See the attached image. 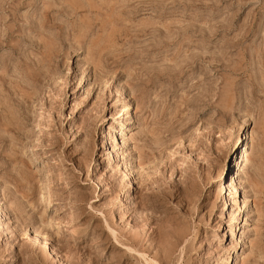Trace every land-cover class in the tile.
<instances>
[{
	"label": "rangeland",
	"instance_id": "374dc122",
	"mask_svg": "<svg viewBox=\"0 0 264 264\" xmlns=\"http://www.w3.org/2000/svg\"><path fill=\"white\" fill-rule=\"evenodd\" d=\"M0 264H264V0H0Z\"/></svg>",
	"mask_w": 264,
	"mask_h": 264
},
{
	"label": "bare ground",
	"instance_id": "6f19581e",
	"mask_svg": "<svg viewBox=\"0 0 264 264\" xmlns=\"http://www.w3.org/2000/svg\"><path fill=\"white\" fill-rule=\"evenodd\" d=\"M127 112L126 113H128V114H130V111H131V107H130V104L129 105H127L126 106V109H125ZM125 113V112H124ZM133 113V112H132ZM132 115V114H131ZM131 119V118H130ZM131 121V120H130ZM125 124V123H124ZM120 128V127H119ZM123 130V129H122ZM121 134V133H120ZM246 147V146H245ZM240 149V148H239ZM249 149V148H248ZM246 150V149H245ZM246 154V153H245ZM245 154L242 152V154L240 155V160H238L237 161V163H236V168H237V170H236V172H237V174L235 175H233L232 176V180H231V185H230V188H232L235 192H238L239 191V186H238V184L235 182V180L238 178V173H239V170L241 169V166H242V164H243V161H244V157H245ZM246 159V158H245ZM237 160V159H236ZM238 182V181H237ZM241 184V183H240ZM228 185V184H227ZM226 185V186H227ZM229 190V189H228ZM242 194V193H241ZM238 195V194H237ZM240 196V195H239ZM227 199V198H226ZM225 199V200H226ZM229 200V199H228ZM227 201V200H226ZM229 205V204H228ZM225 206V205H224ZM227 207V206H226ZM242 210V209H241ZM240 213V212H239ZM236 218V217H235ZM244 218V217H243ZM222 224V223H221ZM226 235V234H225ZM231 249V248H230ZM234 262V261H233Z\"/></svg>",
	"mask_w": 264,
	"mask_h": 264
}]
</instances>
